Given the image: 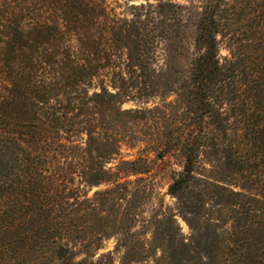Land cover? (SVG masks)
Masks as SVG:
<instances>
[{
  "label": "rangeland",
  "instance_id": "obj_1",
  "mask_svg": "<svg viewBox=\"0 0 264 264\" xmlns=\"http://www.w3.org/2000/svg\"><path fill=\"white\" fill-rule=\"evenodd\" d=\"M53 1L0 0V65L11 46L1 34L14 29L32 39L35 48L15 55L25 66H36L35 76L53 80L64 56L77 65L67 91H60L63 96L56 89L36 88L35 104L24 109V116L37 123L31 129L41 140L36 147L50 159V193L59 219L48 218L57 229L46 233L32 224L16 225L10 211L0 244L20 250L31 236L35 242L20 262L42 259L44 250L34 251L43 237L51 238V249L44 248L47 258L64 245L85 264H229L238 258L237 245L227 243H233L240 202L252 201L239 193L264 198V124L244 104L254 73L264 74V60H256L264 47L256 36L264 32V0L219 4L220 64L223 73L231 63L235 71L204 98L202 105L211 111L207 116L199 114L194 75L201 54L197 36L209 0ZM258 4L263 8L255 10ZM63 20L66 28L55 41L47 32ZM1 75L4 93L10 81ZM55 105L59 116L50 110ZM78 113L77 127L63 128ZM191 147L197 152L194 178L190 187L173 194L171 185L184 174ZM14 161L0 151V168L8 173L0 182L13 177ZM6 207L1 194L0 208ZM254 240L264 243V229ZM258 261L247 251L243 264Z\"/></svg>",
  "mask_w": 264,
  "mask_h": 264
},
{
  "label": "trees",
  "instance_id": "obj_2",
  "mask_svg": "<svg viewBox=\"0 0 264 264\" xmlns=\"http://www.w3.org/2000/svg\"><path fill=\"white\" fill-rule=\"evenodd\" d=\"M14 1L17 4L22 5L26 0ZM49 1L54 2L53 0H48V2ZM223 1L225 0H209L197 36V43L200 46L201 54L197 59L194 75L196 89L194 98L201 103L199 106L202 108L201 113H199L200 116H207V113L211 112L208 107H205L204 104L202 105L204 98L210 95L209 92H212L218 83H224L227 79H230L232 72L235 71V66L231 63L227 69V73H223L224 68L221 66L219 59L217 35L221 21L220 19L218 20V7ZM60 2L63 3L64 0H60ZM65 3L66 5L68 4L67 1ZM259 8H263V4H258L255 10ZM64 21L65 20L62 22L55 21L53 26H51L52 30L47 32L51 39L55 40L58 34L64 31L63 29L66 28V25L63 23ZM7 22H9V20H7ZM8 28L10 27L7 26V29ZM1 35H3V37L5 36V43L11 46L10 52L8 53L9 58H7V61L2 59L5 64L0 65V75H6L7 79L10 81L9 85L5 86L7 87V92H0V151H6L13 155L15 157L14 162L17 163L18 169L13 173V177L8 176L5 178V181L0 182V195L4 194L5 203L7 204L5 209L0 208V219H5L7 221L0 222V234L8 229L12 215L13 220L16 221V225L32 224L31 226H34L36 231L40 230L46 233L54 232L57 228L54 227L52 222L59 218L55 217L56 212L54 211V206L56 203L53 201L55 195L53 192L50 193L51 188L49 186V180L54 179L52 177V169H50V166L48 165L50 159L48 154L44 152L43 148L40 147L38 149L36 147L35 144H39L41 140L37 141L35 139L31 129H36L37 123L29 121L31 116H24V109L35 104L32 99V91H35L36 88L56 89L59 91V96H63L64 94L60 91H67L66 87L68 85H66V82L69 77L72 76L70 72L77 69V65L72 56L69 54L68 58H65L64 56L58 61V63H60V66L58 67L59 69L53 70V73L55 74L54 81L51 79L47 81L46 79H43L42 75L36 74L35 76L34 69H36V66L34 64L25 66L24 59L19 55H15L16 51L23 50L24 47H30V50L31 47L35 48L34 45L30 44V35H28V33L18 32L16 29H14V32L12 30H7L5 34ZM256 36L264 42L263 31L262 33L259 32ZM259 44L260 43H258V45ZM259 50L262 54L258 55L256 60H264V47H260ZM20 54L25 53L20 52ZM70 61L71 63H69ZM5 66L9 68H3ZM261 69H263V72L264 68ZM254 77L256 78L255 80L249 81L250 87H248V89L250 93L248 95L250 96L245 98L244 104L249 108L253 107L254 111L259 113V122H263L264 124V74L260 71H256L253 75V78ZM76 101L81 103L78 100ZM62 102L63 101H61V104ZM84 104L85 102L82 103V105ZM59 106L60 105H55L50 107V110L53 113H57L55 114L57 116L61 115L58 110ZM62 114L63 119L68 117V114ZM82 115H85V113ZM77 116L81 117V114L78 113V115H75L74 117L71 116L67 119L63 123V128L74 130L77 127V122L75 121ZM37 119L38 118H34L33 120L37 121ZM39 119L38 126L41 132L42 127L40 123L43 117L40 116ZM55 119H57V117ZM54 120H48V123L50 124ZM29 124H34V126L31 127L32 125L30 126ZM261 126L264 129V125ZM196 157L197 152L191 147L188 151L184 174L171 185V192L173 194L179 193L183 189L190 187L194 178ZM7 174L8 173L4 171L3 168H0L1 176H7ZM251 180L253 183L256 181V177ZM239 194L242 198H250L252 201H245L242 199L240 202L242 210L240 209V212H238L240 216H237V220L234 219L236 226L232 232L233 243H227L237 245L240 254L238 258L229 262V264H243L244 261L246 262L247 251L250 254L256 253L259 256L258 264H263L264 243L260 241L256 242L254 239L255 236L260 235L264 229V198L262 196L251 198L242 193ZM254 203L259 204V207ZM34 205H37L38 207L31 211V208H33ZM192 206L198 210L201 208L197 203L192 204ZM10 211L12 212V215L9 214ZM45 214L46 217H43L42 219L38 218ZM48 216H50L53 221H51ZM248 222H251L250 227H248ZM48 223H50L49 226ZM63 225L67 226L69 224L64 223ZM3 229L4 231H2ZM27 230H31V228L28 227ZM244 231L247 233L244 234ZM244 235L246 236L244 237ZM28 239L30 244L35 242L34 240H31V236ZM50 239L51 238L43 237L41 241H37L40 242L37 245L39 246V249H36L34 252L44 250L42 259H28L23 262H20L19 260L24 257V254H27L28 249L31 248L32 244L25 243V247L17 250L13 248L11 243H2L0 244L2 246L0 251V264H85L84 260L77 262V253H75L70 247L64 245L58 246L57 249L52 252L49 251L51 255L47 258L45 250L51 249L47 248L48 245H50L48 244ZM229 248L232 249V247ZM2 254H6V257L3 258ZM44 258H47L48 261H45ZM170 262L172 263L174 261Z\"/></svg>",
  "mask_w": 264,
  "mask_h": 264
}]
</instances>
